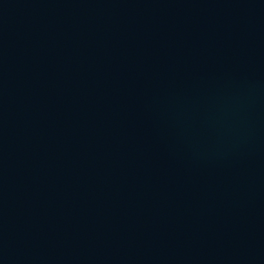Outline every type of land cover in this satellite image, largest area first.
Wrapping results in <instances>:
<instances>
[{
    "label": "water",
    "instance_id": "1",
    "mask_svg": "<svg viewBox=\"0 0 264 264\" xmlns=\"http://www.w3.org/2000/svg\"><path fill=\"white\" fill-rule=\"evenodd\" d=\"M0 264H264V0H0Z\"/></svg>",
    "mask_w": 264,
    "mask_h": 264
}]
</instances>
